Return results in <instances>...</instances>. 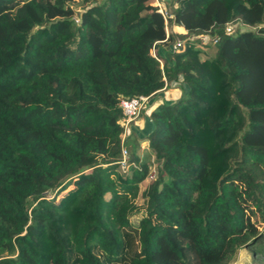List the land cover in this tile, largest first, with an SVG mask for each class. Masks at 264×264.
<instances>
[{
	"label": "trees",
	"instance_id": "obj_1",
	"mask_svg": "<svg viewBox=\"0 0 264 264\" xmlns=\"http://www.w3.org/2000/svg\"><path fill=\"white\" fill-rule=\"evenodd\" d=\"M169 3L0 0V264L264 261V0Z\"/></svg>",
	"mask_w": 264,
	"mask_h": 264
},
{
	"label": "rangeland",
	"instance_id": "obj_2",
	"mask_svg": "<svg viewBox=\"0 0 264 264\" xmlns=\"http://www.w3.org/2000/svg\"><path fill=\"white\" fill-rule=\"evenodd\" d=\"M75 1H77V0H75ZM90 1H92V0H88V3ZM157 1L161 4V7L163 9H166V11L169 13H171L175 9V4H170L169 3L170 0H157ZM165 29L169 31V23L166 24ZM175 32H177V33L182 32L181 27L176 25V24H175ZM176 40L180 41V39H176ZM152 54H154V53L152 52ZM169 89L170 90H163V91L159 92L158 94L153 95L143 104L138 118L134 119V121L131 122V124L134 127L129 129L130 130L129 132L131 134L135 135L136 138H139V139L143 138L142 136H143L146 124H147L146 117L148 116L149 109L151 107H153L155 104H157L159 102V100H163V101L168 102V101L174 99V97L177 95L178 90L176 88L171 87ZM126 133H127V131H126ZM140 145H141V149L144 150L143 143H141ZM145 183H146V181L142 182L139 185L140 190L143 189ZM134 201L137 205L141 204V198L140 197H137ZM138 216H139V213L132 215L130 218L131 221L133 223L136 222ZM231 264H264V261H263V258L254 259L248 250L240 249L237 252V254L234 258V261Z\"/></svg>",
	"mask_w": 264,
	"mask_h": 264
},
{
	"label": "built area",
	"instance_id": "obj_3",
	"mask_svg": "<svg viewBox=\"0 0 264 264\" xmlns=\"http://www.w3.org/2000/svg\"><path fill=\"white\" fill-rule=\"evenodd\" d=\"M156 4H157V11L161 14L163 21H164V24H165V28H166V24H167L166 20L170 15L168 12H166L161 7V4L157 0H156ZM165 31H166V29H165ZM225 32L226 33L232 32L231 27L226 26ZM199 39L201 42H206V40H207L206 36H204V35H200ZM181 45L182 44L179 40H175L173 42V44L171 45V48L173 50H176V49L181 48ZM152 55L155 57L154 54H152ZM156 59L158 62H160V60L158 58H156ZM147 99H148L147 96L138 95L136 97L120 101V107H121L123 115H124L123 124L121 127V133L119 135L121 141L124 140V137L126 135V131L129 128L130 123L132 121H134V119L138 118L140 111H141V108H142L143 104L147 101ZM120 152H121L120 163H121V165H123L127 159V152H126V149L124 147H121Z\"/></svg>",
	"mask_w": 264,
	"mask_h": 264
},
{
	"label": "crops",
	"instance_id": "obj_4",
	"mask_svg": "<svg viewBox=\"0 0 264 264\" xmlns=\"http://www.w3.org/2000/svg\"><path fill=\"white\" fill-rule=\"evenodd\" d=\"M175 32V25L174 24H169V31L168 30H166V33H174ZM176 33V32H175ZM158 94V93H157ZM156 95V94H155ZM152 97V96H151ZM150 98V97H149ZM148 98V99H149ZM147 99V100H148ZM130 127V129L132 128V127H134L133 125H131V126H129ZM146 127H148L147 125H146ZM145 127V128H146Z\"/></svg>",
	"mask_w": 264,
	"mask_h": 264
}]
</instances>
